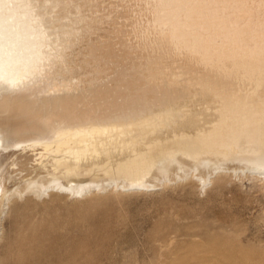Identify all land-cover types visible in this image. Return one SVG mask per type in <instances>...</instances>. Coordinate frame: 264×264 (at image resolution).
Returning a JSON list of instances; mask_svg holds the SVG:
<instances>
[{
    "label": "bare ground",
    "instance_id": "bare-ground-1",
    "mask_svg": "<svg viewBox=\"0 0 264 264\" xmlns=\"http://www.w3.org/2000/svg\"><path fill=\"white\" fill-rule=\"evenodd\" d=\"M236 170L264 176V0H0V212L14 252L36 242L39 262H65L80 223L40 217V204L181 179L222 189Z\"/></svg>",
    "mask_w": 264,
    "mask_h": 264
},
{
    "label": "rangeland",
    "instance_id": "rangeland-1",
    "mask_svg": "<svg viewBox=\"0 0 264 264\" xmlns=\"http://www.w3.org/2000/svg\"><path fill=\"white\" fill-rule=\"evenodd\" d=\"M236 171L222 189L181 179L147 191L116 195L109 189L95 205L45 211L40 204L36 211L68 225L78 219L80 228L68 230L62 242L63 264L79 258L82 264H264V176ZM4 216L0 212V264H42L40 253L30 252L36 242L25 246L28 254L14 252L21 243L10 244L12 224Z\"/></svg>",
    "mask_w": 264,
    "mask_h": 264
}]
</instances>
